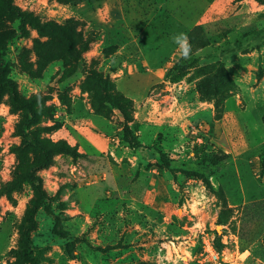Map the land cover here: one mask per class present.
Segmentation results:
<instances>
[{"label":"rangeland","instance_id":"374dc122","mask_svg":"<svg viewBox=\"0 0 264 264\" xmlns=\"http://www.w3.org/2000/svg\"><path fill=\"white\" fill-rule=\"evenodd\" d=\"M2 2L0 42L20 23ZM13 2L28 18L7 76L52 148L39 263L264 264V0ZM24 117L0 87V264H29L23 173L40 156L21 147Z\"/></svg>","mask_w":264,"mask_h":264},{"label":"trees","instance_id":"16d2710c","mask_svg":"<svg viewBox=\"0 0 264 264\" xmlns=\"http://www.w3.org/2000/svg\"><path fill=\"white\" fill-rule=\"evenodd\" d=\"M1 7L6 14L18 18L20 23L17 31L10 32L0 42V87L7 88L13 105L23 109L25 112V117L19 128L21 147L25 149L33 148L38 151L40 156L39 161L32 164L31 167L23 173L24 177L34 185L37 199L33 202L26 215L27 226L23 234L21 256L26 259L29 264H40L37 256L30 253L31 231L35 228L37 223L35 215L38 209L41 206L46 205L51 198L45 191L43 187V179L37 174L36 170L50 163L52 148L43 141L35 139L29 133V127L34 124L37 117L36 109L31 99L21 97L15 81L7 76V60L4 51L12 39L26 32L28 13L18 5L14 4L13 0H3ZM92 75L104 88L108 90L113 89V82L104 78L99 72H93ZM120 98H112L109 101L115 107L122 109L123 105L119 101ZM164 161L167 163V158H164Z\"/></svg>","mask_w":264,"mask_h":264},{"label":"clouds","instance_id":"9594fccd","mask_svg":"<svg viewBox=\"0 0 264 264\" xmlns=\"http://www.w3.org/2000/svg\"><path fill=\"white\" fill-rule=\"evenodd\" d=\"M173 42L178 46V51L182 59H188L192 51V45L188 34L181 32L172 37Z\"/></svg>","mask_w":264,"mask_h":264},{"label":"built area","instance_id":"2783aa9c","mask_svg":"<svg viewBox=\"0 0 264 264\" xmlns=\"http://www.w3.org/2000/svg\"><path fill=\"white\" fill-rule=\"evenodd\" d=\"M210 247H211V252H212L214 255H217V253H219V249H218V247H217L215 244L211 243V244H210Z\"/></svg>","mask_w":264,"mask_h":264},{"label":"crops","instance_id":"0c3cea01","mask_svg":"<svg viewBox=\"0 0 264 264\" xmlns=\"http://www.w3.org/2000/svg\"><path fill=\"white\" fill-rule=\"evenodd\" d=\"M165 1V0H164Z\"/></svg>","mask_w":264,"mask_h":264}]
</instances>
